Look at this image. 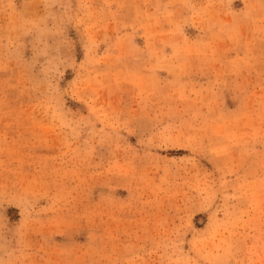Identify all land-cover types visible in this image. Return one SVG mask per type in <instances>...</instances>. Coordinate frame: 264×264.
Returning <instances> with one entry per match:
<instances>
[{"label": "rangeland", "instance_id": "374dc122", "mask_svg": "<svg viewBox=\"0 0 264 264\" xmlns=\"http://www.w3.org/2000/svg\"><path fill=\"white\" fill-rule=\"evenodd\" d=\"M0 264H264V0H0Z\"/></svg>", "mask_w": 264, "mask_h": 264}]
</instances>
